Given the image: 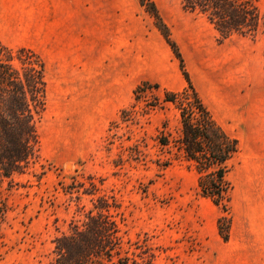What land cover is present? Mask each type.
I'll return each instance as SVG.
<instances>
[{
  "label": "rangeland",
  "instance_id": "rangeland-1",
  "mask_svg": "<svg viewBox=\"0 0 264 264\" xmlns=\"http://www.w3.org/2000/svg\"><path fill=\"white\" fill-rule=\"evenodd\" d=\"M153 1L199 96L239 139L228 173V239L217 230L224 212L199 195L194 171L183 161L160 164L156 135L164 120L174 133L177 112L148 104L186 81L139 0H84L73 15L65 0H0V41L38 52L46 80L39 158L2 183L0 264H47L54 238L97 195L118 203L128 264H264V35L221 39L180 0ZM258 5L264 12V0ZM144 82L158 88L136 96ZM90 181L93 195L63 188Z\"/></svg>",
  "mask_w": 264,
  "mask_h": 264
},
{
  "label": "trees",
  "instance_id": "trees-1",
  "mask_svg": "<svg viewBox=\"0 0 264 264\" xmlns=\"http://www.w3.org/2000/svg\"><path fill=\"white\" fill-rule=\"evenodd\" d=\"M139 4L151 15L178 58L186 81V86L178 91L163 89V97L148 104L159 108L170 104L177 112L174 133L168 131V122L164 120L156 135L157 145L165 153L160 164L183 161L194 171L199 195L224 212L217 218V230L226 241L231 226L232 184L228 173L240 151L239 139L216 120L199 96L156 3L139 0ZM180 5L185 12L204 16L221 39L264 35V12L258 0H180ZM152 88H158V84L144 82L135 88L134 94L138 96ZM45 95V63L39 53L27 46L10 47L0 41V223L7 212L1 191L3 180L26 173L39 158L36 123L45 109ZM73 184L63 187L64 191L72 193L83 188V192L93 195L96 190L92 181L90 188H84V183ZM91 205L83 210L81 221L72 219L68 232L54 238L53 256L47 264H128L129 257L121 256L122 237L113 214L118 203L113 197L97 195L91 199ZM132 264L137 263L132 260Z\"/></svg>",
  "mask_w": 264,
  "mask_h": 264
},
{
  "label": "crops",
  "instance_id": "crops-1",
  "mask_svg": "<svg viewBox=\"0 0 264 264\" xmlns=\"http://www.w3.org/2000/svg\"><path fill=\"white\" fill-rule=\"evenodd\" d=\"M83 8L84 0H65L64 9L67 10L68 14H76L78 10L82 11Z\"/></svg>",
  "mask_w": 264,
  "mask_h": 264
}]
</instances>
